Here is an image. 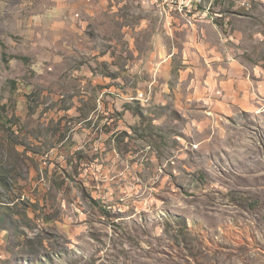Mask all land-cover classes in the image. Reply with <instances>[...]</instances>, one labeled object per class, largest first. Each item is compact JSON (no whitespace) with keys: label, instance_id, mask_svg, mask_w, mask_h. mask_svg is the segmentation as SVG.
<instances>
[{"label":"rangeland","instance_id":"obj_1","mask_svg":"<svg viewBox=\"0 0 264 264\" xmlns=\"http://www.w3.org/2000/svg\"><path fill=\"white\" fill-rule=\"evenodd\" d=\"M0 0V264H264V0Z\"/></svg>","mask_w":264,"mask_h":264},{"label":"built area","instance_id":"obj_2","mask_svg":"<svg viewBox=\"0 0 264 264\" xmlns=\"http://www.w3.org/2000/svg\"><path fill=\"white\" fill-rule=\"evenodd\" d=\"M173 0H168V4L170 6ZM198 9V0H188V6H186V11L188 14H197Z\"/></svg>","mask_w":264,"mask_h":264}]
</instances>
